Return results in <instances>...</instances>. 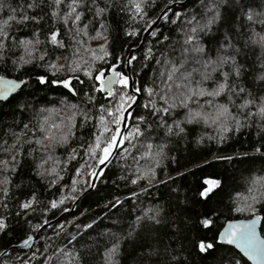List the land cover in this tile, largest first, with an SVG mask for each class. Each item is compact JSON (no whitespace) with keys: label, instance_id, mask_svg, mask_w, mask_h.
I'll return each instance as SVG.
<instances>
[{"label":"trees","instance_id":"obj_1","mask_svg":"<svg viewBox=\"0 0 264 264\" xmlns=\"http://www.w3.org/2000/svg\"><path fill=\"white\" fill-rule=\"evenodd\" d=\"M186 1L148 0L145 8L147 24L130 20L132 10L127 7L129 0H97L100 7L107 9L99 19L94 17V9H82L90 35L95 36L93 29L101 31L107 38L106 47L110 53L106 62L97 61L93 69L103 68L108 76L111 72L107 69L116 64V71L132 79V91L129 82L128 87L123 89L128 96L135 97L129 104H134L139 95L136 107L128 116L123 135L127 139L119 144L114 158L100 173L93 189L92 179L100 161L85 155V149L94 141V134L100 131L97 125L101 105L115 106L121 85L118 83L115 86V97H109L107 91H91L94 82L86 80L82 73L61 71L53 76L43 63L39 66L26 65L17 72L11 70L10 60L0 63V76L28 81L27 85H22L19 94L7 101L0 100V160L10 158L5 149L13 145L19 149L16 170L0 172V219L6 224L5 229L0 230V256L35 236L45 224L55 222L40 232L32 247L9 251L0 258V264H21L22 261L28 264H112L106 259V249L117 241L118 253L113 258L115 264H230L234 257L242 256L236 249L220 244L219 233L230 221L252 219L249 212L238 213L233 209L238 201L242 206L244 198L253 194L249 192L250 187L259 188L252 185L253 179L264 177V120L253 117L238 130L230 125L232 130L229 132H221L214 125L185 124L182 125L184 133L165 135V129L157 127L159 118L147 115L148 110L143 107L149 102L143 89L160 83L159 74L166 68L165 60L174 61L179 57L186 22L192 17L198 20L206 18L207 8L213 2L191 0L180 5ZM31 2L0 0L5 5L0 11V19L9 14L7 6L18 8L24 5L26 8ZM69 2L63 0L61 7ZM36 3L39 7L27 9V12L30 16L42 18L40 24L13 25L11 34L14 38H30L33 30L38 28L43 41L53 29L49 7L51 0H36ZM85 3L91 4V0H85ZM171 6L174 7L162 16L152 31L156 32V36L151 33L144 40L145 32ZM220 11L224 19L213 25L207 35L201 36L202 44L215 57L219 42L225 35H230L234 48L240 49L237 61L243 67L242 84L254 97L264 96V81L257 79L264 73L261 67L264 51L244 43L251 28L255 27L257 31L261 28L259 24L247 21L246 16L253 14L255 18L264 13V0H231L230 5L221 4ZM173 20L176 23H172ZM100 24L105 27L101 29ZM55 27L60 28V25ZM132 29H139L137 35L126 36L125 31ZM60 32V39L65 42L66 48L56 50L51 56L53 60L56 55L71 57L75 48L67 32L63 28ZM101 44L104 40L99 38L86 42V46L92 49ZM132 51L135 59L131 60L129 75L127 60ZM146 54L150 55L147 60ZM88 56L85 54V58ZM38 75L45 76L47 82L40 84L36 80ZM75 76L85 79L86 86L81 85ZM66 78H71L70 87L76 95H72L61 83L51 82ZM96 86L99 87V82ZM86 91L93 97L91 101L84 95ZM62 102L77 105V109L81 113L87 112L91 119L81 124L82 116L78 115L68 143L58 146L51 153L52 161L43 163L49 154L34 143L24 142L32 135V132L23 135L27 131L24 125L35 131L42 116L49 115L48 112L42 113L41 109H56L52 118L59 122L60 117L67 114ZM255 110L253 107L252 111ZM141 115H145L147 123L152 124L151 133L130 137L129 132L139 123L136 117ZM182 119L183 110L177 109L167 117V123ZM110 127L114 129L116 126ZM146 127L147 124L141 125L142 130ZM119 128H122V123ZM17 135H20L19 141ZM110 135L104 134L105 137ZM221 136L224 138L221 139ZM148 142L153 144L152 153L158 151L159 145H165L163 158L158 164L145 154ZM73 149L76 150V159L70 160L68 155ZM52 167L56 168L58 178L46 174L45 169ZM78 168L81 170L79 176L76 174ZM149 168L155 172L151 181L148 179L151 176ZM5 177L6 184L3 183ZM54 178L56 183L51 184ZM73 179L78 181L76 185H73ZM134 179L135 184L132 183ZM205 179H215L220 184L207 197H201L200 191L207 187L203 184ZM260 193H264V188H259L255 194L259 196ZM61 198L64 202L52 209L50 202ZM29 199H33V206L22 209L20 204ZM117 200L120 203L113 207ZM148 209L159 210L160 223L146 218L137 221L136 218L143 217ZM256 209L262 220L261 233L264 236V200L256 205ZM204 219L212 221L209 228L201 224ZM129 232H132L130 237ZM201 241L213 244V248L201 252L198 247ZM241 264L250 263L243 258Z\"/></svg>","mask_w":264,"mask_h":264},{"label":"snow or ice","instance_id":"obj_2","mask_svg":"<svg viewBox=\"0 0 264 264\" xmlns=\"http://www.w3.org/2000/svg\"><path fill=\"white\" fill-rule=\"evenodd\" d=\"M63 0H51L50 15L53 20V29L49 31L45 40L40 39V31L38 28L34 29L30 38H14L11 34L13 25L27 24L31 22L39 25L42 18H38L35 15H29L27 9H33L39 7L36 0H32L31 3L26 5H20L18 8L8 7L9 14L6 18L0 19V63L10 60L12 71H20L26 65L36 64L39 66L43 63L48 70H50L55 76L57 73L64 71L70 73H82L83 77L88 81H93L91 91L105 92L109 97H115L113 92V84L119 83L121 85V92L119 100L115 106L101 105L100 113L98 117L97 127L100 129L98 134H94V141L90 143L85 149V155L92 158L99 159L100 163H104L108 159V156L117 143H124L126 137L117 139L120 132V124L131 113L127 112V108L131 105L129 101L135 99L133 96H128L123 89L128 87L129 77L116 71V64L111 65L107 69L112 75L106 78L105 69L96 68L93 69V65L97 61L106 62V58L110 56L107 50V38L101 31L93 29L95 36H91L89 33V24L84 22L82 11L87 7L89 10L94 9V17L99 19L106 12V8L100 7L97 4V0H91V4L85 3V0H70V2L63 8L61 5ZM148 4V0H129L127 7L132 10L130 20L133 22H144L146 12L145 8ZM221 4H231V0H213L210 7L207 8L205 17L203 20H198L196 17H192L186 22L187 28L184 32L183 47L180 50L179 57L174 60H165L166 68L160 72V83L153 87H146L143 91L149 97V102L143 107L148 110L147 115L158 117L157 127L165 129V135H180L185 132V128L182 125L185 124H201L207 126H216L221 132L231 131L230 125H234L235 129L243 127L245 122L253 117H259L264 120V96L256 98L248 91L241 82L243 74V67L237 61V55L240 52L239 48H234L230 35H225L222 41L219 42V47L213 57L205 48L201 42V36L207 35L212 31L213 25L221 22L224 18L221 16ZM5 5L0 3V11H3ZM247 21L253 25L259 24L260 30L257 31L255 27L251 28L248 32L247 39L245 40V46L249 44L259 47L264 51V13L258 14L255 18L253 14H247ZM172 23H176L173 20ZM59 24L60 28H63L70 36L72 42L75 45L74 51L71 57L56 55L55 59H51V56L58 49H65V42L60 39V28H56L55 25ZM105 26L100 24V28ZM139 29H132L131 31H125L126 36H136ZM153 36H156V32H152ZM103 39L104 44L98 46L97 49H92L86 46V42L89 39ZM167 40V37H164ZM12 52L13 55L9 56L8 53ZM99 53V54H98ZM151 53V49L148 50ZM85 54H89L88 58H85ZM146 54L145 59H149L150 55ZM64 60V63H60V60ZM131 59H135L132 57ZM119 60V58H117ZM131 63V60L128 61ZM160 63V61H158ZM264 68V63L261 64ZM75 79L81 85L86 86L85 79H80L79 76H75ZM70 79L66 78L62 80H52L53 84L61 83L64 88L68 89L72 95H76V92L70 87ZM258 80L264 81V73L257 77ZM36 80L40 84H45L47 79L43 75H38ZM96 82H99V87L96 86ZM28 81L24 79L8 80L5 77L0 76V100L6 99L7 95L20 87L21 85H27ZM137 91H139L137 89ZM84 95L89 101L93 97L89 92H85ZM239 101V103L237 102ZM63 110L66 111V115L60 117L59 122L52 118L53 113H56V109H41V112H48L49 115L42 116L38 125L35 126V131L29 129L28 125H24V129L27 130L23 135L27 136L28 132H32V135L28 137L25 143H34L38 148L43 149L48 153L47 160L52 161L53 157L51 153L58 147L64 146L68 143L69 139L73 135V129L76 126V117L82 116L81 124L86 123L91 117L87 112L81 113L77 109L75 104H67L62 102ZM255 107V111L252 108ZM236 111L233 112L232 109ZM183 110V119L174 120L172 124L167 123V117H169L174 110ZM139 123L135 126L133 131L129 132V136L141 137L148 132L150 135L152 124H148L145 115L136 117ZM147 124L146 129L142 130L141 125ZM110 125H115L113 129ZM105 133H111L110 136L105 137ZM103 137V139H102ZM224 137L221 136V139ZM17 140H20V135H17ZM130 142V141H129ZM153 144L148 142L146 144V155L155 159L158 164L160 159L163 158L165 145L158 146V151L152 153L151 150ZM10 158L0 160V172L15 171L18 163L19 149L15 145L5 149ZM76 150L73 149L69 153L68 159H76ZM230 159V157H229ZM53 163H56L53 161ZM38 167H40L38 165ZM82 167H87L83 165ZM148 171L151 179L155 176V172L149 168ZM46 174L55 175L56 168L45 169ZM77 176L81 175V170H76ZM94 175V173H90ZM3 183H7V177H5ZM51 184L56 183V178L50 181ZM73 185H76L78 181L73 179ZM135 184L136 180H132ZM164 183V181H161ZM204 187L200 191L201 197H207L213 188L220 184V181L215 179H205ZM253 186H259L264 188V177H256L252 181ZM259 188L250 187L249 192L253 193L250 197H245L243 204L238 201L237 206L233 209L235 212H249L252 219L244 224L229 223L225 226L224 230L219 233L220 242L228 245H234L236 249L243 254L241 257H234L230 264H241L243 257H247L249 260H253L256 264H264V239L257 236L256 224L261 219L257 215L256 205L264 200V193L256 195ZM75 191V188H73ZM4 195H7V191H4ZM251 201V202H249ZM63 198L59 201H51L50 207L55 209L58 204H62ZM120 201H116L112 206L115 207ZM33 206V199H29L26 202L20 204L22 209H29ZM150 213V214H149ZM148 221H159V210L148 209L145 211L144 216H138L137 221L142 219ZM212 221L210 219H204L201 224L205 228H209ZM6 227L5 221L0 219V230H4ZM85 227L90 228L91 225ZM129 237L132 232L128 233ZM31 237L24 241L27 245ZM75 239V237H73ZM118 244H113L111 248L106 249V259L115 264L114 257L118 253ZM201 252H205L208 249L213 248V244H205L201 241L198 245ZM68 255V253H65ZM77 259V257H73ZM175 259V258H174ZM21 264H28L27 261H22Z\"/></svg>","mask_w":264,"mask_h":264},{"label":"water","instance_id":"obj_3","mask_svg":"<svg viewBox=\"0 0 264 264\" xmlns=\"http://www.w3.org/2000/svg\"><path fill=\"white\" fill-rule=\"evenodd\" d=\"M189 1H191V0H187L185 3L180 4V5H185V4L188 3ZM177 5H179V4H175L174 6H177ZM174 6L168 7V8H166V9L163 11L162 15L158 18V20H157L156 22H154V24H153L152 26H150V28L145 32V34H144V38H143L144 40H145V39H146V38L152 33V31L158 26V24H159L160 21H161L162 16H163L165 13L169 12V11L171 10V8L174 7ZM133 56H134V51H132V52L130 53L127 62H128L129 60H132L131 58H132ZM127 71H128V74L130 75V63H129V62L127 63ZM111 75H112V73H111L110 75L106 76V78L111 77ZM5 79L16 81L15 79H12V78H6V77H5ZM117 84H118V83H114V84H113V90H114V88H115V86H116ZM21 87H22V85H21L20 87L16 88L15 90H13L12 92H10V93L7 95V98H6V99H2L1 101H7V100L11 99L12 97L16 96L17 94H19V91H20ZM129 89H130V91H132V79H131V76H129ZM138 101H139V95L137 94L136 101L134 102V104H132V105L127 109V112L130 113V112L136 107ZM127 121H128V116H127V118L124 119L123 122H122V128L120 129L121 131H120V134H119V136H118V140H119L121 137H123V135H124V132H125V130H126V126H127ZM119 144H120V143L115 144V147H114V149H113L111 155L108 157V159L105 160L104 163H102V164L100 163L99 166H98V168H97V170H95L96 173H95V175H94V177H93V179H92V184H93V185H91V189H93V188L95 187V184H96V182H97V180H98V178H99L100 173L103 171V169H104V168H105V167H106V166L112 161V159L114 158V156H115V154H116V152H117V150H118ZM66 213H67V212H66ZM249 220H251V219H249ZM249 220H243V219H242V220H234V221H230V222L226 223L225 226H226L227 224H229V223L244 224V223H247ZM54 223H55V222L53 221V222H51V223H49V224H45L43 227H41L40 230H39V232H38L35 236H32V237H31V239L29 240V242H28L27 245H25L24 243H23V244H20V245H18V246L15 245V246L12 247L9 251H13V250L16 251V250L26 249V248L32 247V245L34 244V242L37 241V239L39 238V236H40V232L43 231V230H45V229H47L50 225H52V224H54ZM261 224H262V220L260 219V220L257 222V224H256V233H257V236H258V237H260L261 239H264V236H263L262 233H261ZM225 226L223 227L222 231L224 230ZM219 242H220V237H219ZM220 244H222V245H224V246H230V247L236 249L234 245H228V244H226V243H222V242H220ZM236 250H237V251L243 256V254L239 251V249H236ZM9 251H5V252L0 256V258H3L4 256H6V254H8ZM243 258L246 259L250 264H256L255 261H253V260H249L247 257H243Z\"/></svg>","mask_w":264,"mask_h":264}]
</instances>
